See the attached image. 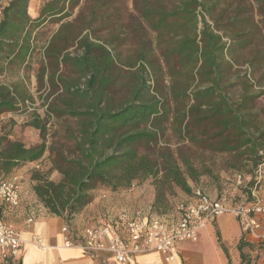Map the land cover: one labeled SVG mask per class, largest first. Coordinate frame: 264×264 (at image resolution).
<instances>
[{"label":"trees","instance_id":"obj_1","mask_svg":"<svg viewBox=\"0 0 264 264\" xmlns=\"http://www.w3.org/2000/svg\"><path fill=\"white\" fill-rule=\"evenodd\" d=\"M29 1L11 0L3 13L0 76L28 64L37 50L39 29L54 19L60 25L46 44L38 75V84L48 83L51 89L45 99L47 119L34 117L29 125L41 133L53 118L72 120L73 125L64 128L62 140L48 147L45 142L30 148L20 142L1 146L0 171L10 177L16 169L40 161L48 152L50 170L57 172L59 179L50 180L47 174L34 170L31 181L34 194L49 213L69 224L93 201L92 192L97 187L113 193L129 190L134 182L149 178L157 179V204L165 186L190 193L187 179L195 181L197 175L188 160L180 158L183 173L173 153L153 149L166 129L181 142L229 154L241 162L240 166L249 161L253 170L261 164L264 121L258 118L254 104L264 89L253 91L255 83L248 75L235 73L225 58L232 57L235 48L248 47L258 32L264 34V0H241L225 20L223 16L212 18L216 4L208 0H134L139 18L157 34L160 62L169 83L164 91L151 94V78L143 63L139 75L130 78L126 93L118 100L109 94L114 58L105 46L93 42V33L88 32L90 24L99 20L103 4L107 8L106 0H95L85 28L67 21L82 0L47 1L36 17L29 13ZM250 9L260 17V31L256 26L248 28L253 32L241 28L248 27L249 17L245 16L252 17ZM81 14L82 7L78 16ZM206 17L212 21L207 22ZM225 35L228 40L223 39ZM74 46L80 51L77 56L68 52ZM259 60L257 53L249 63V72L256 71L254 61ZM61 65L80 73L83 85L74 87L66 82L60 74ZM236 87L239 98L234 99ZM60 91L85 101L84 108H76L62 93L52 98ZM28 101L32 98L23 79L0 83V115L14 113ZM140 146H146L148 153L140 154ZM216 237L220 243L218 233ZM245 246L241 237L237 247L241 264Z\"/></svg>","mask_w":264,"mask_h":264},{"label":"rangeland","instance_id":"obj_2","mask_svg":"<svg viewBox=\"0 0 264 264\" xmlns=\"http://www.w3.org/2000/svg\"><path fill=\"white\" fill-rule=\"evenodd\" d=\"M47 1L50 0H30V15H32V17L38 16L41 5ZM240 1L241 0H208L212 5L214 2L216 4L215 9L212 11V18H217L219 16H223V20L229 18L233 9L239 6ZM105 3L107 4V8H105V4H103L104 7L98 13L99 20L90 24L88 32L90 31L91 33L92 31L94 34L91 35V37L94 38L92 39L93 42L105 46L114 58L115 67L112 71V85L109 88L110 96L114 97L115 100L120 99V97L126 93L130 78H135L139 75V65L143 63L146 65L148 74L151 78L148 82L150 87H152L151 94L157 95V91H164L168 86L169 79L165 72L164 65L160 62V51L156 41L157 34L151 32L147 25L139 18L138 11L134 7V0H106ZM230 4H232V6H230ZM93 5H95V0H82L79 7L72 11L73 14L67 21H72L77 28H85L86 25L89 24L90 7ZM252 6L255 8L254 4ZM80 7H82V14L78 16ZM250 11L252 17L245 16L249 17L248 27L242 26L241 28L242 30L244 28L248 30V32H253V30L249 29L256 26L257 31H260L261 26L258 24V22H260V17L251 9ZM212 18L206 17V21L211 22ZM59 25L60 24L55 22L54 19H49V21L43 24L38 31V35H36L37 50L30 58L28 64L20 70L7 72L0 76V83L4 84H12L19 78L23 79L26 89L32 98V101L18 106V111L0 115V147L8 142H20L26 148L35 147L45 142L48 147L62 140L64 128L68 125H73L72 120L66 122L64 119L53 118L48 121L45 133H41L29 125L30 120L34 117L43 120L47 119L45 116V109L47 106L45 99L48 91L50 90L51 92V89H48V83L45 84V86H40L38 84L39 69L42 64L40 49L46 46L48 40L58 30ZM84 32L86 31L84 30ZM223 39L228 40V37L225 35ZM68 52L73 56L80 54L79 49L75 46L69 48ZM257 53L259 54L260 60L254 61L256 63L254 65L256 71L252 73L249 72L251 80L256 85L253 87V91L255 92H258L260 88L264 89V34H259L258 32L248 47L240 50L235 48L232 57L228 56L225 58L227 63L232 65L235 73L247 75L248 70H250L249 63ZM149 63L154 67V70L151 69ZM60 74L66 82L74 87H81L84 83V77L73 68L61 65ZM232 78L233 77H231L230 80ZM257 83H260V85ZM61 93V91L57 92L52 98ZM61 95L67 99L70 98L63 93ZM233 98H239V87L233 89ZM70 101L78 109L84 108L86 103L82 99L74 97L70 98ZM254 106L258 118L264 121V94L257 98ZM153 149H167L173 153L183 173L186 171L180 158L182 156L188 160L197 175L196 180L191 181L187 179L188 177L185 174L191 192L193 189L199 188L206 194L215 195L219 198L226 195V202L244 206L251 205L257 199H264V158L261 164L252 170L249 161L245 162L244 166H240L241 162L235 161L231 155L225 153H212L202 150L196 145L186 141L181 142L168 129H166L164 134L153 146ZM138 152L140 154H145L148 153V149L146 146H140ZM261 154L262 153H260V155ZM35 163H38V168H34L33 170L42 171L47 174L50 180L57 181L59 179L57 172L50 170L51 164L48 152L44 154L40 161L30 164ZM236 174H241L245 178L252 176V179L246 180L245 183L242 184L243 186H237L236 183H234V176ZM11 175L12 174H10V176ZM8 178L9 177L4 176L0 171V182ZM158 188L157 179L149 178L142 182H134L132 192L136 195V200L145 203L144 205L157 208V210L166 214L165 216L167 218L174 216L176 204L185 200V198L191 194V192L186 194L174 186H165L162 189L163 198L159 204H157L155 202ZM249 188L253 189L254 192L259 190V194L251 196L248 190ZM234 190L240 192L239 195H237L238 193L235 194ZM125 191L128 190L112 193L105 191L103 187H97L93 190L92 196L94 198L95 195H100L102 193L118 195L114 197L111 196L110 198H112V200H118L119 203L122 200L120 195ZM258 218L264 221V217L258 216ZM246 240L248 242L250 241L248 238ZM247 241L245 242L248 243ZM243 254L245 255L244 264H264V243L246 244L243 248Z\"/></svg>","mask_w":264,"mask_h":264},{"label":"built area","instance_id":"obj_3","mask_svg":"<svg viewBox=\"0 0 264 264\" xmlns=\"http://www.w3.org/2000/svg\"><path fill=\"white\" fill-rule=\"evenodd\" d=\"M10 2L0 0V24ZM45 47L40 49L41 55ZM241 183L242 177L237 176L236 184ZM19 186V177L15 175L0 182V213L4 207H19ZM132 188L129 190L132 191ZM111 196L104 193L100 195L101 200L114 203ZM144 204L133 211L111 204L80 232L70 230L67 224L63 229L61 247L80 250L96 261L93 264H97L105 254L115 264H131L136 255L152 251L172 261L176 247L185 242L197 241L200 230L224 215L234 216L247 238L258 243L264 242V221L258 218L264 217V199H257L249 206L231 204L226 200L212 199L201 189L195 188L187 199L176 204L174 216L169 218L157 208ZM31 222V218L27 219L26 225ZM121 231L125 236L119 234ZM29 243L40 250L47 248L39 235H31ZM23 247L21 233L0 216V264H18Z\"/></svg>","mask_w":264,"mask_h":264},{"label":"crops","instance_id":"obj_4","mask_svg":"<svg viewBox=\"0 0 264 264\" xmlns=\"http://www.w3.org/2000/svg\"><path fill=\"white\" fill-rule=\"evenodd\" d=\"M247 75L253 83L250 78L249 70ZM34 168H38V163L27 164L13 171L12 175L18 176L20 180V205L17 209L4 207L0 213L3 220L11 223L21 233L24 241V247L17 260L18 264L95 263L96 261H92L80 250L63 249L61 247L63 229L67 226V223H65L62 217H57L49 213L38 201L33 191L34 182L31 181V173L34 171ZM237 176L242 177L241 185L244 184L246 180L252 179V176L245 178L241 174H236L234 176V183H236ZM248 190L251 196L259 194V190L255 192L250 188ZM132 191L122 192L123 194L120 195L122 200L119 203H117L118 200H115L114 203L108 200H101V194L95 195L93 202L70 220L68 224L69 229L77 232L82 231L85 227L91 225L94 219L100 217L105 207H109L111 204L114 206H123L133 211L142 203L136 200V195ZM234 193H238L237 195H239L240 192L234 190ZM207 195L212 199L226 200V195L220 198L215 195V197L209 194ZM29 218L32 219V222L26 225V221ZM216 233H218L220 237V243L217 241ZM119 234L125 236L122 231ZM31 235L41 236L47 248L40 250L31 245L29 243ZM241 237L244 238V241H247V237L243 234L239 221L234 216L224 215L200 230L197 241L185 242L176 247L172 253L174 257L172 261H167L163 255L152 251L136 255L131 264H241L239 252L237 250ZM253 243L261 244L252 240L246 244L252 245ZM221 247L225 249L226 254ZM97 264L115 263L109 255L105 254L97 261Z\"/></svg>","mask_w":264,"mask_h":264}]
</instances>
